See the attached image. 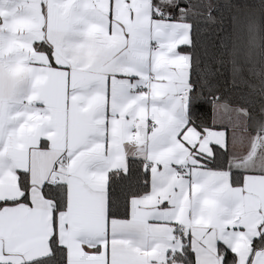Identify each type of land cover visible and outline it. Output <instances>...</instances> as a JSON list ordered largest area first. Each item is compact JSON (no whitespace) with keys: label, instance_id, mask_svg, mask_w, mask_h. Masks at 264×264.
Masks as SVG:
<instances>
[{"label":"snow or ice","instance_id":"obj_1","mask_svg":"<svg viewBox=\"0 0 264 264\" xmlns=\"http://www.w3.org/2000/svg\"><path fill=\"white\" fill-rule=\"evenodd\" d=\"M0 264H264V0H0Z\"/></svg>","mask_w":264,"mask_h":264}]
</instances>
